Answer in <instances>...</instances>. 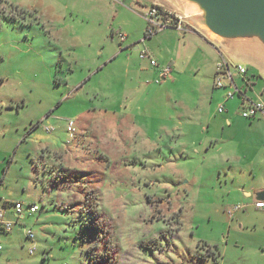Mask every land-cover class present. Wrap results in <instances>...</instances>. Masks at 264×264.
Masks as SVG:
<instances>
[{"label":"rangeland","instance_id":"1","mask_svg":"<svg viewBox=\"0 0 264 264\" xmlns=\"http://www.w3.org/2000/svg\"><path fill=\"white\" fill-rule=\"evenodd\" d=\"M3 1L0 206L22 202L26 212L12 232L0 234V264H258L263 211L231 200L226 189L245 188L240 181H251L252 167L235 162L213 187L218 172L206 168L203 155H184L177 135L157 133L162 125L145 128L125 116L126 81L106 62L120 49L121 34L130 36L128 44L144 38L145 5L173 2ZM217 46L231 61L257 69L264 82L257 44ZM121 115L119 124L114 116ZM233 148L230 155L238 156ZM204 178L205 185L194 186ZM30 205L39 207L35 215ZM237 206L247 210L235 212L243 220L229 226L225 211ZM13 213L8 210L10 218Z\"/></svg>","mask_w":264,"mask_h":264},{"label":"crops","instance_id":"2","mask_svg":"<svg viewBox=\"0 0 264 264\" xmlns=\"http://www.w3.org/2000/svg\"><path fill=\"white\" fill-rule=\"evenodd\" d=\"M131 3L128 0L125 6ZM147 6L149 5L144 7L147 9ZM121 9L127 11L128 8ZM186 15L193 16L195 11L187 9ZM187 23L190 26L188 32L169 29L157 33L145 42L144 38L140 40V36H135L131 44H128L130 36L125 34L126 42L120 44V49L117 48L120 51L116 50L114 56L106 60L107 64L118 66L121 78L126 81L124 92L127 96L124 103L130 108V113L125 116L131 117L134 124L139 125L140 121L146 123L145 128H148V123L156 122L162 125L156 130L157 133L164 131L174 133L183 141L181 147L184 155L190 156L196 152L203 155V164H206V168L218 172L219 177L216 178L213 187L217 186V183L221 185L223 171L227 177V168H233L235 162L242 161L252 167L251 181L249 183L240 181L245 188L226 189H229L231 200L233 196L237 200L242 198L241 203L247 209L261 210L264 214V208L258 209L255 206L259 201L257 195L264 192V118L254 121L243 119L240 114L242 107L240 97L226 102V90L214 87L216 64L221 54L225 56L226 54L217 46L218 43L199 28L198 23L195 24L193 21ZM141 43L146 44L149 50L145 49L161 65H168L172 69L171 74L161 84L156 83L159 77L158 70L151 67L148 61L139 58V50H143L140 49ZM252 69L254 71L251 73L256 76L252 79L251 88L247 90V96L264 103V82L260 75L255 73L257 69ZM236 83L245 88L242 79L236 78ZM258 83L261 86L258 87ZM222 105L225 106V111L221 114L218 109ZM119 108H122L121 104ZM212 109H215V114L209 116ZM121 116H114L119 124L124 119ZM171 123L174 125H170ZM237 129H241L242 133H236ZM186 140L189 142L186 143ZM235 146L239 147L236 149L238 156L230 155L231 148ZM218 151L220 155H216ZM229 180L225 178L226 186ZM205 182L204 178L193 183L195 187L198 184L201 187L206 184ZM234 209L225 211L229 226L234 220L241 219V217L238 219L239 213L233 212ZM247 209L243 208L242 213ZM243 228L244 225H239L240 231ZM256 252L260 257L258 264H264V244L259 246Z\"/></svg>","mask_w":264,"mask_h":264},{"label":"built area","instance_id":"3","mask_svg":"<svg viewBox=\"0 0 264 264\" xmlns=\"http://www.w3.org/2000/svg\"><path fill=\"white\" fill-rule=\"evenodd\" d=\"M144 19L147 22L144 40L169 29L177 30L182 33L190 30V26L183 16L156 5L147 6ZM119 37L121 43L126 42L127 37L124 34H121ZM139 58L143 61H148L151 67L158 70L159 77L156 80L157 84H161L172 72L171 67L168 65H161L146 49L139 50ZM255 76L256 74H252L248 67L231 61L224 54H221L220 59L216 64L214 87L216 89L226 90V102L233 101L236 97H240L242 99L240 114L243 119L248 121L264 118V103L255 101L247 96V90L251 88L252 79L255 78ZM236 78L242 79L245 88L236 83ZM224 111L225 106H220L218 112L222 114ZM45 129L50 133L55 130L54 127L49 125H46ZM68 133L70 139L75 137V123L73 121L68 123ZM255 206L258 209H263L264 202L258 201ZM11 208L14 209L13 218H10L8 215V210ZM242 210L243 208L241 206H237L233 212H240ZM27 211L30 215H35L39 211V207L37 205H30ZM25 212V207L22 202H17L15 204L6 201L3 202L0 206V234H8L12 232L15 227L14 220L24 218ZM35 238V234L29 230L27 232V239L33 243ZM3 250L4 246L0 242V254ZM35 250L36 247L34 245L30 246V254H34Z\"/></svg>","mask_w":264,"mask_h":264},{"label":"water","instance_id":"4","mask_svg":"<svg viewBox=\"0 0 264 264\" xmlns=\"http://www.w3.org/2000/svg\"><path fill=\"white\" fill-rule=\"evenodd\" d=\"M152 1L156 5L198 23L199 28L219 45L228 48L257 44L264 51V0H171ZM140 2V1H139ZM144 4V3H142ZM187 9L195 15L187 16ZM264 202V192L257 195Z\"/></svg>","mask_w":264,"mask_h":264},{"label":"trees","instance_id":"5","mask_svg":"<svg viewBox=\"0 0 264 264\" xmlns=\"http://www.w3.org/2000/svg\"><path fill=\"white\" fill-rule=\"evenodd\" d=\"M1 3H4V4H5V2H4L3 0H0V4H1ZM0 28H1V26H0Z\"/></svg>","mask_w":264,"mask_h":264}]
</instances>
